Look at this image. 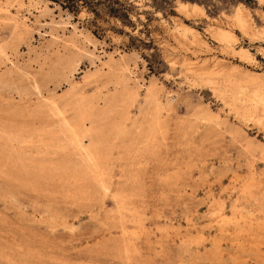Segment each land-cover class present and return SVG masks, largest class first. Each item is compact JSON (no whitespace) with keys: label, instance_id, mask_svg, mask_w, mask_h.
I'll use <instances>...</instances> for the list:
<instances>
[{"label":"rangeland","instance_id":"374dc122","mask_svg":"<svg viewBox=\"0 0 264 264\" xmlns=\"http://www.w3.org/2000/svg\"><path fill=\"white\" fill-rule=\"evenodd\" d=\"M74 1L0 0V264H264V1Z\"/></svg>","mask_w":264,"mask_h":264},{"label":"bare ground","instance_id":"6f19581e","mask_svg":"<svg viewBox=\"0 0 264 264\" xmlns=\"http://www.w3.org/2000/svg\"><path fill=\"white\" fill-rule=\"evenodd\" d=\"M262 1H264V0H262ZM199 9L200 8H198L197 6H194V5H189V6H187V7H185V12H187V13H190V12H193V11H199ZM196 13V12H195ZM235 20H236V22L244 29L246 26H247V21L245 20V18L243 17V15L241 14V12L239 11V12H237L236 13V16H235ZM248 27V26H247ZM246 29V28H245ZM187 31H194V30H190L189 28H187ZM218 32H217V34H218V36L221 38V40H223V41H234V37L235 36H233L231 33H230V31H228V30H225V29H222V28H219V30H217ZM216 33V32H215ZM243 50V49H242ZM244 51V53H245V58H251L252 57V55L247 51V50H243ZM244 57V56H243ZM252 60V59H251ZM1 86V85H0ZM250 95H252V94H250ZM246 96V95H245ZM254 96V95H253ZM250 97V96H249ZM256 97H257V99H258V101L260 102V103H262V104H264V95H263V93H261V92H258L257 94H256ZM234 99V98H233ZM241 101V100H240ZM248 101V100H247ZM257 102V101H256ZM258 107V106H257ZM264 108V107H263ZM258 110V109H257ZM250 111V110H249ZM246 112V111H245ZM64 119V118H63ZM76 121H78V120H76ZM72 123H73V121H70V120H66L65 119V121H64V124H65V127H67L68 129H70L71 131V133H72V135L74 136V138H78V136H79V130H80V128L77 130V129H75V127L77 126L78 127V125L76 124V126H75V124H74V126H72ZM81 125V124H80ZM79 125V126H80ZM82 125H83V122H82ZM74 127V128H73ZM82 130V129H81ZM81 133V132H80ZM79 139V138H78ZM77 142V144H78V148H82L83 149V147H84V143L82 142V140H77L76 141ZM95 143V142H94ZM76 144V143H75ZM95 145V144H94ZM93 145V146H94ZM83 153H84V155H85V158L87 159V161L91 164V166L92 167H94V168H96V170L98 169V167H99V163H98V161H96V159H94V158H96L94 155H95V150H94V147H92L91 149H88V150H85V149H83Z\"/></svg>","mask_w":264,"mask_h":264},{"label":"trees","instance_id":"16d2710c","mask_svg":"<svg viewBox=\"0 0 264 264\" xmlns=\"http://www.w3.org/2000/svg\"><path fill=\"white\" fill-rule=\"evenodd\" d=\"M68 3H70V4H72V8H74L75 7V1L74 0H68Z\"/></svg>","mask_w":264,"mask_h":264}]
</instances>
